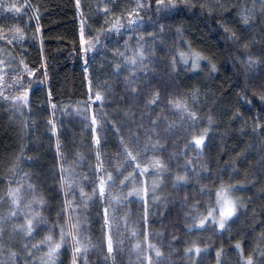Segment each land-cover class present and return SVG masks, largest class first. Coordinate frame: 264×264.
<instances>
[{
  "label": "trees",
  "instance_id": "1",
  "mask_svg": "<svg viewBox=\"0 0 264 264\" xmlns=\"http://www.w3.org/2000/svg\"><path fill=\"white\" fill-rule=\"evenodd\" d=\"M137 3L145 4L139 12L143 23L128 27L126 13L135 9ZM178 3L177 9L157 12L155 0H151V9L146 6L147 0H79V5L77 0H3L4 5L15 4L20 11L14 13L8 7L0 8V25H3V35H0V62H3L0 64V264H41L47 246L34 250L33 259L28 258L24 246L36 245L48 235L59 242V226L74 224L77 218L81 221L78 235L82 243L91 245L86 252L75 254L80 264L141 261L131 252L135 239L121 226L118 232L113 226L115 251L107 253L103 209L106 205L109 207L111 219L114 206L118 216L123 217L119 222L123 227L129 226L136 213V222L143 232L148 231L155 214L161 212L157 211L162 209L161 202L168 201L175 191L173 174L179 171L177 162L183 165L186 158L193 165L203 164L202 169L188 170V179L180 186L198 188L199 205H203L204 196L215 199V192L222 186L234 187L229 193L239 198L237 214L224 233L217 231L214 224L206 225L211 231L206 237L218 244V249L209 246V256L216 257L217 251H221V264H246L248 256L252 257L253 264L264 260L261 255L264 252V101L260 99L264 95V4L261 0H187V4L178 0ZM209 6L211 11L207 10ZM244 15L248 16L247 20L243 19ZM117 19L123 27L114 31L110 25ZM156 21L166 28L161 39L153 40V34L161 35ZM17 28L23 32L22 39L13 38ZM138 42L148 53L144 61L151 69L148 79L160 94L158 106L152 108L145 107L147 96L141 94L133 100L124 85L130 73L125 67V56L132 55ZM188 45L202 54L199 67H193L191 59L185 65L177 58L173 68L171 59L180 51L188 52ZM249 56L253 64L248 63ZM117 65L119 74L115 70ZM134 75L143 79L142 70ZM142 79L138 86H142ZM24 89H28L26 104L11 99L21 95ZM97 91L106 97L103 106L99 101L90 100ZM126 91L129 95H125ZM172 100L186 101L189 110L197 113V119L189 121L179 110L170 108ZM102 112L109 121L124 125L121 135L125 143H131L130 135L139 133L141 144L134 145L133 154L143 147L144 132L151 128L148 117L143 118V127L139 126L140 113L150 112L153 120L161 122L155 130L159 135L152 134V140L159 139L164 150L148 151V159L142 160L141 165L159 156L176 169L158 173L150 166L143 177L134 172V166H129L118 147L117 134L111 123L102 118ZM93 114L97 119L95 126L91 123ZM191 123L195 127L189 128ZM169 124L173 126L169 128ZM204 129L208 130L206 147H190L186 158L179 156L191 136L203 134ZM97 134L101 137L99 146L94 139ZM97 151L101 153L102 166L94 173ZM177 152L170 160V155ZM117 165H121L118 170L124 176L132 172L137 181L143 180L148 185L156 181V199L152 198L149 187L146 218L142 198L128 197L127 204L114 200L109 203V194L118 197V190L127 193L133 186H144L130 181H125L128 187H121L119 183L111 185L104 168L115 177ZM70 171L73 179L80 182L73 185V195L68 194ZM179 172L185 174L184 169ZM99 176H105L106 181L102 198L93 194ZM204 179L206 185L202 184ZM81 187L91 199L81 202ZM9 188L21 189L19 208L11 203L7 195ZM34 197L43 199L42 205H31L42 220L38 223L28 213L27 219H33L35 226L29 240L14 225L26 222L24 206ZM65 200L77 206L73 208ZM135 202L140 206L136 207ZM11 212H16L14 218ZM165 214L164 211L162 218ZM184 230L187 235L188 227ZM191 231L196 236L204 232L198 227ZM187 239L184 245H177L190 259L193 252L185 249L192 246L195 238L187 236ZM237 243L242 246V252ZM74 247L70 237H66L53 264H72ZM13 252L17 254L15 257L11 255Z\"/></svg>",
  "mask_w": 264,
  "mask_h": 264
},
{
  "label": "snow or ice",
  "instance_id": "2",
  "mask_svg": "<svg viewBox=\"0 0 264 264\" xmlns=\"http://www.w3.org/2000/svg\"><path fill=\"white\" fill-rule=\"evenodd\" d=\"M183 3L187 4V0H183ZM261 3L264 4V0H261ZM77 5H79V0H77ZM155 5H156V11L157 12H162L166 11L169 9H177L180 5L178 3V0H155ZM148 9H151V0H147L146 4ZM8 7L11 9L12 12L14 13H19L20 9L17 7L15 4L11 5H4L3 0H0V8ZM28 7H32L30 4ZM218 7H223L221 5H218ZM145 8V4L142 3H137L135 9L128 11L126 13V16L128 17L127 19V25L128 27H132L134 25L142 24L143 23V17L139 15L140 11H143ZM208 11H211L212 8L209 6L207 9ZM108 9H105V14H107ZM244 12H247V9L244 10ZM244 20L248 19L247 15L243 16ZM156 27L161 34L159 37L156 36L155 34L152 35V39H161L163 37V33L165 32V24L161 23L160 21H156ZM37 29L39 28V21L37 19L36 21ZM110 27L112 30H118L120 27H123L122 24L119 23V20L117 19V22L114 24H111ZM227 31V29H225ZM16 35L13 37L14 39H22L23 37V32L21 29L17 28L15 29ZM0 35H3V25H0ZM4 39H7V36H4ZM81 43H84V36H83V24L81 25ZM233 39H235V34L233 33ZM11 43V41H9ZM188 47V52L180 51L177 53L176 57H173L170 61L171 65L173 68L175 67L176 60L177 58L182 61L185 65L188 64L189 59L192 60V66L193 67H199V61L203 58L202 54L200 52H197L191 48L190 45ZM87 51V49H85ZM175 51V49H173ZM147 51L145 49V46L141 43L138 42V47L132 51V55L130 56H125V59L127 63L125 64V67L130 69V73L128 76L125 77L124 79V85L127 90H130V94L135 100L139 95L143 94L148 97V99L145 101V107L147 108H152L153 106H158V102L160 100V94L159 90L155 89V86L150 82L148 79V73L151 71L149 69L148 65L145 64V56L147 55ZM124 55V54H121ZM249 64H253L252 57L249 56L247 58ZM212 69H215V65L211 64L210 65ZM27 66L25 65V68ZM116 72L119 74L120 72V66H116ZM142 70L143 74V79L141 78L140 75H134V73L139 72ZM85 71H87V68H85ZM31 71H29V75H31ZM142 79V86H138V81H141ZM17 83H20L17 81ZM89 84L91 85V81H89ZM22 86V85H21ZM155 89V90H154ZM89 91L91 92V87L89 88ZM125 95H129V92L126 91ZM27 98H28V89H24V91L21 93L19 96H13L11 97L12 100H15L17 102H20L22 104L27 103ZM106 97L102 96L99 91L95 92L90 96V100L93 101H99L101 103V106H103V103L105 102ZM260 99L264 101V95L260 96ZM170 108H175L179 110L182 113V116H186V118L189 121H195L197 119V113L195 111L189 110V106L186 101H179V100H172L169 102L168 105ZM101 116L104 120L109 121V118L107 117V114L102 112ZM141 124L139 125L140 127H143V118L148 117L147 123L151 125V128L146 129L144 132V136L146 138L145 142L143 143L142 148H138L133 154V147L134 145H139L141 144V141L139 139V133L132 134L128 137V139L131 141V143H125V137L121 135V129L124 127V125L121 123L117 125V122L115 120L109 121L112 125L113 131L117 134V139H118V147L122 149L125 157L129 161V166H134L133 170L134 172L138 173L141 177H143L147 169L151 166V168L158 172V173H164V172H169L171 171L167 164L162 162L159 158L157 157H152L149 162L144 163L141 165L142 160L148 159L146 154L148 151H163V147L161 146L159 139L153 141L152 140V134H156L157 136L159 135L156 133V128L160 127V121L159 120H153L151 117L150 112H141ZM208 122L209 124L212 123V117H208ZM91 123L93 126L97 124V119L95 114L92 115ZM173 125L169 124L168 127L171 128ZM102 127V125H101ZM195 127L194 123L189 124V128ZM95 131V127L93 129ZM207 129L203 130V134L200 135H192L191 136V141L189 143H185L183 145V151L179 153V156L181 157H187L188 155V149L190 147L192 148H198V149H203L206 147L205 141L207 139ZM165 134H167L165 132ZM95 144L99 146L101 144V137L99 134L95 136ZM59 147V145H58ZM96 159L98 163L94 167V173L99 172L101 169V163L100 157L101 153L97 151L95 153ZM174 156H176V153H172L170 155L169 159L171 160ZM63 166L61 165V168ZM119 167L121 165H117V171H116V176L113 177L112 172H109L107 168H104V173L108 178V182L111 185L119 183L121 187H128V184L125 183V181H130L132 184H143V187H136L133 186L130 188V190L127 193H121L119 197L112 196L109 194V203H111L113 200L116 203H123L127 204L130 203L128 200V197H134V198H142V203L144 204V212H145V218H146V213H147V198H148V191L149 187H151L153 191V199H156L155 197V191H156V181L153 180L151 185L146 184L143 180L137 181L135 177H133V173L129 172L127 176H124V173L119 171ZM177 168H183L185 171V174H181L179 171L175 172L173 174V182L174 186L180 187L182 182H186L188 177L186 175V172L188 170H194L195 168H203V164H198V165H193L191 159H185L184 164L180 165L179 162H177ZM23 176H27L26 173L22 174ZM120 177H123V179H120ZM131 178V180H130ZM78 180L73 179V174L71 171L69 172V178L67 181V186L69 189V195H73V185H79ZM95 183V182H94ZM32 185L29 184V189H32ZM105 187H106V181H105V176H99L98 177V185L93 188V194L97 198H102L105 194ZM234 187H221L220 190L215 192V207L213 208H208L207 209V215L203 217H197L194 216L192 217L193 223L188 225V230L191 231L193 228L200 227L203 228L207 223L211 222L215 226H217L221 230H225L226 226L228 225L230 218L234 217L237 214V207L239 203V198H233L230 195H228L229 192L233 191ZM21 189L20 188H9L7 191V195L11 198V203L13 207L19 208L20 207V193ZM80 195L82 197V201H87L91 199V197L87 196L83 188L81 187L80 189ZM187 202L185 198V203ZM35 203L37 205H42L43 204V199L42 198H33V201L30 202L28 205L24 206V208L27 209L25 212V217H26V222L21 225H14V228H18L22 230L27 239H31L34 235L35 232V226L33 225V219H37L38 223L42 220V217H40L39 213L32 211L31 205ZM72 204V207L75 208L77 205L75 203L69 202L65 200V204ZM86 207V204H85ZM23 210V209H21ZM28 213H31L33 219H27ZM16 212H11L10 216L15 217ZM103 217H104V227L107 229V243H106V249L107 253L111 254L115 251L114 246H113V226H115L117 232L119 231V222L123 217H119L117 214V209L113 206L112 207V212H111V219H109V207L106 205L103 209ZM80 219L77 218L76 223H67L66 225H60L59 226V234H60V239L59 242L55 241L51 235H48L45 237V239L36 244V245H25L26 249V254L29 259H33L35 252L34 250H38L41 246L46 245L47 246V253L45 256L41 258V264H53L55 256L59 254V250L61 249L62 245L65 243L66 237H70V240L72 243L76 245L73 249V260L72 264H80V261L76 258L75 254L76 253H81L83 251H87V247L91 246L90 242L89 244H84L82 243L78 233H80ZM0 233H2V228H0ZM133 236L136 235L135 231H133ZM158 235V233H157ZM175 239V237H173ZM85 240H87V236L84 237ZM122 243V241H121ZM137 249H140V242L137 241V244L135 245ZM154 247V246H152ZM237 248L241 249L242 252V246L237 243L236 245ZM193 248L195 249V252L198 254L200 252V247L193 243L191 247L185 249L186 252H192ZM13 257H15L17 254L16 253H11ZM217 261L219 264V258L221 255V251H217ZM262 256H264V252L261 253ZM156 256L157 260L159 261V258L161 256L160 251L157 249L156 250ZM246 264H253V260L251 256H248L246 258ZM261 264H264V260L261 261Z\"/></svg>",
  "mask_w": 264,
  "mask_h": 264
},
{
  "label": "rangeland",
  "instance_id": "3",
  "mask_svg": "<svg viewBox=\"0 0 264 264\" xmlns=\"http://www.w3.org/2000/svg\"><path fill=\"white\" fill-rule=\"evenodd\" d=\"M0 64H3V62L1 61ZM159 73V76H161L162 71L159 70ZM177 154L178 152L176 153V156ZM165 157L166 156H164V158ZM161 161H164L163 158H161ZM167 166H169L170 170L172 169L171 171H174L176 169V167L170 166L169 164H167ZM178 170L183 171V168H180ZM202 184L206 185L207 181L204 179ZM116 185H118V182ZM174 190L175 191H173V194L170 195L168 201L165 200L164 202H161L160 207L162 209L157 210L161 212L155 214L153 224H151L147 228L148 231H142V228L136 222V213H134V215L132 216L129 226L123 227L120 224L122 230H128L130 232L129 237H133L135 239L131 248V252L132 255H137L140 258L139 260H141L127 261L126 264H186L188 263V261L189 264H198V261H203L200 264H218L217 259H215L217 255L216 257H213L212 255L211 257L209 256V246L211 248L218 249V244L217 242L212 241L211 239L206 237L209 236L211 232L208 230V228H206V225H208V223L203 228L198 227V229H202L204 231L203 233H198L197 231L198 236L195 235V232L189 230L187 231V235H185L184 230L185 227H188L189 224L193 223L192 217L206 216V206H208V208L215 207V199H212L209 196H204L202 197V199L204 200L202 201L203 205H199L201 202L198 199V195L200 192L198 188L194 186L192 188L174 187ZM121 193H123L122 190L117 191L118 197ZM228 195L236 198L230 193H228ZM185 198L187 200L186 203ZM150 202L153 203V201L151 200ZM135 206L138 207L140 205L136 204L135 202ZM164 211L166 212V214L162 218ZM234 217L230 218V221H232ZM209 223L213 224L211 222ZM133 231H135L136 233L135 236H133L132 234ZM217 231H219L220 233H224L225 230H221L217 227ZM128 233H126L125 236H127ZM187 236H193L195 238L194 243L200 247V252L198 254L193 248V255L190 259L185 256L186 254L185 252H183L181 246L177 245V243H179L180 245H184L185 243H187ZM173 237H175V239ZM137 241L140 242V249H137L135 247ZM157 249L161 253L159 261L157 260L156 256ZM219 264H221L220 258Z\"/></svg>",
  "mask_w": 264,
  "mask_h": 264
},
{
  "label": "bare ground",
  "instance_id": "4",
  "mask_svg": "<svg viewBox=\"0 0 264 264\" xmlns=\"http://www.w3.org/2000/svg\"><path fill=\"white\" fill-rule=\"evenodd\" d=\"M26 51V50H25ZM98 66V65H97ZM106 89V88H105ZM249 254H251V253H249Z\"/></svg>",
  "mask_w": 264,
  "mask_h": 264
}]
</instances>
